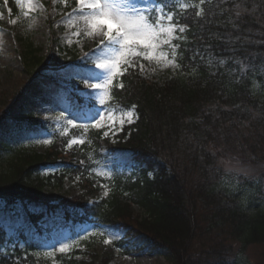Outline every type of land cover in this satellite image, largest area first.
I'll return each mask as SVG.
<instances>
[{
	"label": "trees",
	"instance_id": "trees-1",
	"mask_svg": "<svg viewBox=\"0 0 264 264\" xmlns=\"http://www.w3.org/2000/svg\"><path fill=\"white\" fill-rule=\"evenodd\" d=\"M236 4L246 9L239 30L231 23ZM209 7L215 15L208 20H198L194 8L178 16L189 25V42L182 45L176 73L156 80L129 69L116 78L111 107L136 105L139 119L114 138L101 139L103 131L89 128L84 145L66 151L73 135H55L52 148L40 153L15 149L0 136V153L10 156L0 168V264H83L80 251L49 254L29 235L58 217V225L121 223L128 235L147 237L154 248L166 250L171 264H264L248 255L254 245H264V0H212L204 5L206 13ZM197 48L204 60L191 59ZM43 52L26 42L24 67L32 77L62 64V56ZM63 52L78 58L69 47ZM219 59L227 63L220 66ZM120 82L123 90L116 86ZM10 109L0 110V127L16 118ZM111 157L131 170L115 167L110 178L94 172ZM228 164L257 174L233 177ZM51 165L58 170L42 175ZM69 176L81 178L96 199L85 194L46 201L48 188H62ZM101 186L108 188L105 197ZM122 246L108 248L104 261Z\"/></svg>",
	"mask_w": 264,
	"mask_h": 264
},
{
	"label": "rangeland",
	"instance_id": "rangeland-1",
	"mask_svg": "<svg viewBox=\"0 0 264 264\" xmlns=\"http://www.w3.org/2000/svg\"><path fill=\"white\" fill-rule=\"evenodd\" d=\"M4 2L5 4H0V110L10 107L13 118H16L11 119L7 126L0 127V136L4 142L15 149L27 148L45 153L52 148L55 135L68 137L83 131L82 128H73L69 125L67 120L61 117V112L68 118L77 116L75 123L84 125L90 123L92 116L100 109L101 92L88 89L78 78H73L74 72H79L83 76L94 68L84 63L82 58L97 47L98 40L84 34L86 26L83 22L76 19L69 22L65 19L66 14L77 6L76 0H68L66 5L59 0H36L39 7L32 11H29L28 0H20V3L15 0V6L10 0H4ZM13 20L16 21L15 24H12ZM77 32L80 33L79 37L75 35ZM53 34L56 38L55 42L51 41ZM22 39H25V42H22ZM28 40L35 46L42 47L44 54L53 51L62 56L60 67L54 68L50 73H44L39 78L32 77L24 67L26 62L23 59L25 44ZM66 47L77 51L78 58L73 59L63 52ZM142 63H144L142 74L156 80L169 77L178 70L163 68L154 62L142 61ZM152 68H156V71L153 72ZM136 70L140 71L139 68ZM111 88L104 96V100L106 107L113 110L111 116L118 129L123 113L131 109L118 110L111 107ZM22 107H25L28 112L23 114ZM104 115L108 122L109 113L105 112ZM31 117L38 120V123L30 122ZM126 126H128L127 123L124 128ZM74 130L76 132L73 134ZM120 132L117 131V134ZM109 135L112 138L116 136H112L111 132ZM45 139L51 140V143H44ZM9 158L7 153H0V168L5 167V162ZM110 159V162L104 163L94 172L104 178H110L109 174L115 167H120L123 171L131 170V165L121 166L122 159L113 160V157ZM58 168L57 165H51L42 171V175L49 176ZM227 169L233 177L241 175L250 177L257 174L254 169L239 164H228ZM101 187L100 197L107 196L108 188ZM88 190L82 185L81 178L69 176L62 188H48L44 199L58 203L65 198L74 199L77 196H85ZM86 198L94 200L96 195L89 193ZM2 206L3 203L0 202V208ZM18 208L21 211L22 208ZM61 221V217H58L55 222L49 221L42 226L41 232L32 228L29 235L40 243L43 250L52 254L61 252L51 251V246L58 247L60 242L75 241L71 250L66 253L80 251L78 259L83 264H171L167 259L166 250L154 248L147 237L128 235V228L121 223L105 225L88 220L76 222L73 225H58L57 223ZM84 233L90 234L83 239H77ZM110 233L116 235L111 237V243L106 244L104 241L110 238ZM119 242H122L123 246L115 249L112 259L105 262L103 253ZM248 255L253 261L264 259V245H254L249 249Z\"/></svg>",
	"mask_w": 264,
	"mask_h": 264
},
{
	"label": "snow or ice",
	"instance_id": "snow-or-ice-1",
	"mask_svg": "<svg viewBox=\"0 0 264 264\" xmlns=\"http://www.w3.org/2000/svg\"><path fill=\"white\" fill-rule=\"evenodd\" d=\"M59 2L66 5L68 0H59ZM17 3H20V0H17ZM28 3L29 11L39 7L36 0H28ZM205 4L211 6L212 0H192V2L189 0H76L77 6L66 14L65 19L69 22L74 19L83 22L86 26L84 34L95 37L98 44L95 49L82 58L84 63L90 64L94 68L83 76L79 72H74L73 78H78L88 89L100 91L101 96L99 98L100 109L92 116L88 124L78 125L75 123L77 116L68 118L61 112V117L66 119L69 125L73 128L83 129L82 133L74 134L67 139L66 151L74 146L84 145L89 128L103 131V136L100 137L103 139L109 137V132L115 136L117 131H122L125 123L131 125L139 119L136 105H132L131 110L123 113L117 129L111 116L113 110L106 107L104 96L109 93L116 78L123 76L129 69L135 71L139 68L143 73L144 63L142 61L154 62L163 68L181 69L182 45L189 42L185 35L189 31V25L182 23L178 16L190 8H194L195 17L198 20H208L215 13L212 11V7H209L206 13ZM216 7H219V4ZM235 8V20L231 23L233 29L239 30L240 21L246 9H241L239 4H236ZM15 23L16 21L13 20L12 24ZM75 35L79 37L80 33L77 32ZM200 39L203 40V37ZM235 39L239 40L240 37L237 36ZM227 42L230 44L232 41L229 39ZM197 57L201 60L205 59L199 48L194 50L191 59L195 61ZM218 63L223 66L227 61L219 59ZM240 63L243 65L242 61ZM207 64L212 67L213 60L209 58ZM241 70L246 69L242 68ZM152 71H156V68H152ZM195 71L196 69L192 68V72ZM232 71L235 73L236 70ZM116 86L121 90L125 87L122 82ZM105 112L109 113L108 122H106ZM43 142L47 144L51 143V140L45 139ZM80 163L83 164L84 161L81 160ZM237 183H239L238 180ZM89 234H81L77 239H83ZM114 235L116 234L110 233V238L104 242L111 243V237ZM73 243L75 241L60 242L58 247L51 246V251L69 252ZM13 247L15 248L16 245Z\"/></svg>",
	"mask_w": 264,
	"mask_h": 264
}]
</instances>
